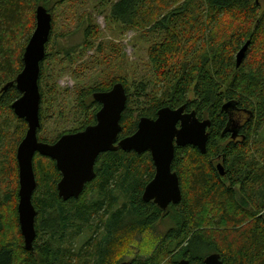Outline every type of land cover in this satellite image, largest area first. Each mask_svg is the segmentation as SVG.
<instances>
[{
	"label": "trees",
	"instance_id": "obj_1",
	"mask_svg": "<svg viewBox=\"0 0 264 264\" xmlns=\"http://www.w3.org/2000/svg\"><path fill=\"white\" fill-rule=\"evenodd\" d=\"M48 1L0 0V113L5 109L17 119L22 133L26 121L15 117L11 108L20 96L14 80L23 67L25 46L35 28V8ZM150 1L155 2L117 0L110 6L109 19L128 26L153 22L152 28L159 38L149 45L147 58L152 72L167 81L168 88L157 97L155 93L144 95L142 86L138 92L143 94L144 105L137 113L132 111L127 88L118 78L97 85L88 93L93 98V93L108 91L116 82L123 84L127 100L118 139L134 133L141 116L155 118L165 106L184 105L185 111H194L199 120H209L205 152L192 145L175 146L171 169L178 176L180 201L163 210L153 201L143 200L144 187L154 175L148 151L136 153L117 148L100 153L95 161L94 178L85 184L78 197L67 200L57 192L61 173L55 161L35 154L36 190L32 204L41 221L35 217L33 249L24 248L15 203L12 222L17 228V245L8 238L0 217V264H85L81 261L89 256L87 249L94 237H87L80 252L75 253L70 247V236L84 228L96 233L120 194L125 201L111 213L104 235L96 243L94 264H118L126 253V241L133 234L145 236L166 211H172L176 217L175 226L161 238L143 236L139 242L149 248L146 258L132 259L131 264H157L173 252L165 264H179L183 258L191 264H204L210 253H217L223 264H264V8L261 9L260 0H206V24L212 25V34L204 43L199 34L202 14L195 19L197 15L191 5L184 2L165 11ZM156 10L155 17L146 19ZM98 35L99 27L89 22L83 31L84 45L92 47ZM246 42L244 57L237 66L236 54ZM50 56L49 50L40 62V120L44 117L48 91L50 94L52 91L51 86L46 88L41 83ZM190 90L194 94L192 100L188 99ZM226 102L232 103L227 110L222 108ZM79 104L88 117L66 133L96 122L100 103L92 99L88 105L82 100ZM238 112L243 116L242 123L240 120L237 126H228L237 121L234 115ZM22 133L8 147L2 146V139L6 138L0 134V171L16 183V150ZM37 138L48 142L39 134ZM254 149L258 158L252 155ZM218 156L223 160L224 175L215 168ZM90 195L94 197L89 199ZM10 200L18 201V193ZM42 234L49 236L43 239ZM65 239L68 246H64Z\"/></svg>",
	"mask_w": 264,
	"mask_h": 264
},
{
	"label": "rangeland",
	"instance_id": "obj_2",
	"mask_svg": "<svg viewBox=\"0 0 264 264\" xmlns=\"http://www.w3.org/2000/svg\"><path fill=\"white\" fill-rule=\"evenodd\" d=\"M115 1L117 0H49L37 5H42L47 10L50 9L53 21L50 40L45 46V53L50 50L51 56L44 66L46 72L41 82L46 88L51 86L52 91L51 94L48 91V101L43 106L44 117L40 120L39 116L40 130L38 132L41 138L48 140L47 143L54 141L61 133L65 134L79 127V122L88 117L86 113L80 110L79 102L82 100V103L90 104L93 98L92 94L88 92L97 85L107 84L114 78L120 79L127 88L131 100L130 105L135 113L144 105L143 94L141 96L138 92L139 90L142 91V86L145 89L144 95L155 93L157 97H161L162 92L168 88L167 81L157 78L152 72L147 58L149 45L159 38L158 33L152 28L153 22H144L140 26H128L112 22L109 19V13L110 6ZM156 2L157 0L155 2L150 1L153 6L163 8L165 11L187 2L186 4L191 5L196 12L195 19L202 14L200 16L203 22L199 31L200 38L204 43L210 39L212 25L206 24V0H158V3ZM260 2L261 9H263L264 0H260ZM160 8L156 9L159 10ZM157 10L148 14L146 19H149L150 16L155 17ZM89 22L99 27V35L97 39L93 40L92 47H87L83 43V31ZM21 42L23 44L24 41ZM188 99H194L192 90L188 93ZM15 117L17 116L15 115ZM20 125L17 119L14 120L7 110L1 111L0 134L6 138L2 139L4 140L1 142L2 146L8 147L17 139L16 137L23 131V129L21 131ZM26 130L27 127L23 132L24 136ZM252 155L256 158L259 157L255 149L252 150ZM18 190L19 182L16 183L13 178L10 180L0 171V215H2L0 217L3 218L9 234L8 238L12 240L11 242L14 245H17L18 237L17 228L14 227L12 222L13 207H15V203L18 205V201H11L10 199L14 193H18ZM118 194L116 192V195ZM88 197L91 199L94 195ZM124 201V196L118 195V202L102 218L101 226L96 233L84 228L82 232L70 236L72 242L70 247L75 253L80 252L82 242L87 237H94L93 244L87 249L89 256L81 262L94 264L96 243L104 235V228L111 213L119 209ZM36 218L41 221L37 214ZM175 224L176 217L172 215V211L163 212L151 231L146 232L145 236L141 235L139 237V235L133 234L126 241V248L123 247L126 249V253L118 264H131L132 259L136 258L144 260L149 248L139 241L151 235L161 238ZM48 236L42 234L41 237L44 239ZM68 245L69 242L65 239L64 246ZM82 251L84 252V249ZM174 254L175 252L168 253L157 264H165ZM138 255L141 257H137ZM36 256L38 261H41L39 255L36 254Z\"/></svg>",
	"mask_w": 264,
	"mask_h": 264
},
{
	"label": "water",
	"instance_id": "obj_3",
	"mask_svg": "<svg viewBox=\"0 0 264 264\" xmlns=\"http://www.w3.org/2000/svg\"><path fill=\"white\" fill-rule=\"evenodd\" d=\"M51 28L50 12L42 5L37 6L35 28L23 53V67L14 80L20 96L11 104L14 114L24 119L27 124L26 134L17 146L16 160L19 182L18 222L24 248L28 251L33 249L36 237V210L32 204V195L36 188L32 165L35 154L55 161L56 168L61 173L57 192L63 200H67L78 197L85 184L94 178L95 161L100 153L117 148L136 153L148 151L153 161L154 175L145 185L142 198L144 201H153L164 210L169 204H176L181 199L178 176L171 169L175 146L192 145L200 152H205L207 128L210 124L207 119L199 120L194 111H185L184 105L177 108L165 106L157 111L155 118L141 116L135 132L118 139L121 130L120 118L127 95L123 84L116 82L108 91L93 93V99L100 103L95 124L76 132L62 134L53 143L39 141L38 77ZM247 45L248 42L236 54L237 66L244 57ZM230 107L232 103L226 102L222 108L227 110ZM218 167L223 175L222 167ZM179 264L191 263L183 258ZM204 264L223 262L217 253H210L204 258Z\"/></svg>",
	"mask_w": 264,
	"mask_h": 264
},
{
	"label": "flooded vegetation",
	"instance_id": "obj_4",
	"mask_svg": "<svg viewBox=\"0 0 264 264\" xmlns=\"http://www.w3.org/2000/svg\"><path fill=\"white\" fill-rule=\"evenodd\" d=\"M234 120H237V121H232L228 126H230V127H234V126H237V124H238V122H240V120H241V123H242V118H243V116H242V114L241 113H236L235 115H234ZM236 122V123H235ZM234 132H232V134H233ZM236 135V134H235ZM235 135L234 136H231V137H235ZM216 162H215V168H216V170L218 171V173L220 174V169H219V167H218V165H220L221 167H222V171H223V175H224V166H223V160H222V158L220 157V156H218L217 157V159L215 160ZM95 172V171H94ZM221 175V174H220Z\"/></svg>",
	"mask_w": 264,
	"mask_h": 264
}]
</instances>
